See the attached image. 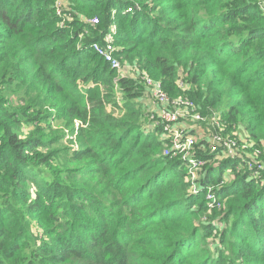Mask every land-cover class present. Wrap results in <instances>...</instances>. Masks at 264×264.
Listing matches in <instances>:
<instances>
[{"label":"trees","instance_id":"obj_1","mask_svg":"<svg viewBox=\"0 0 264 264\" xmlns=\"http://www.w3.org/2000/svg\"><path fill=\"white\" fill-rule=\"evenodd\" d=\"M67 1L61 17L54 0H0V264H264L260 0ZM107 33L170 97L219 109L227 131L242 124L250 163H206L193 193L188 162L141 124L143 84L115 80L90 47ZM75 121L74 138L58 131ZM206 148L196 142L194 156L216 159Z\"/></svg>","mask_w":264,"mask_h":264},{"label":"built area","instance_id":"obj_2","mask_svg":"<svg viewBox=\"0 0 264 264\" xmlns=\"http://www.w3.org/2000/svg\"><path fill=\"white\" fill-rule=\"evenodd\" d=\"M128 1V0H125ZM134 8L130 4L126 6V12H133ZM115 12H112V16ZM93 24L97 23L98 20L91 19ZM113 29V27H111ZM111 33H107L103 42L94 41L91 43V48L99 56H101L104 61H106L112 69L122 72L125 70L132 69V65L122 69V64L119 59L115 56V47L111 39ZM136 70V68H134ZM134 76H139L143 81L145 88V93L151 95L154 100L153 108L151 107L149 111L150 119L152 123L148 125L149 129L159 128L158 137L164 142L165 153H171L172 155H180L185 161L188 162V166L193 170H200L206 163L223 160V159H237L243 158L241 151L239 150V143L234 138L226 136L220 131H215L210 137H204L202 140L207 144V150L209 153L214 154L215 158L205 159L202 156H194L192 151L193 145L196 143L193 139V129H195L193 124H186L183 118L190 114L194 118H202L198 106L196 103L187 95L180 94L177 96L170 97L168 93L163 89L160 80L150 77L146 72L142 71L138 75L135 73ZM179 86L182 90H188V84L179 80ZM148 113V111H147ZM190 117V116H189ZM186 124V125H185ZM248 163H250L248 161ZM193 186V184H192ZM191 191L195 193L197 191V185L191 188ZM207 198H213L211 193L207 194Z\"/></svg>","mask_w":264,"mask_h":264},{"label":"rangeland","instance_id":"obj_3","mask_svg":"<svg viewBox=\"0 0 264 264\" xmlns=\"http://www.w3.org/2000/svg\"><path fill=\"white\" fill-rule=\"evenodd\" d=\"M122 1L126 2L125 0H122ZM258 4L260 5V7H262V9H264V0L258 1ZM54 9H55V12L58 15L61 16L62 13H63V9L70 10L69 2L67 0H54ZM123 10H126V8H124ZM113 11L116 12L115 9L112 10V12ZM111 15H112V13H111ZM114 15L111 16V18L113 19L111 27H113V29L117 28V25H118L117 20H114ZM61 17H63V15ZM81 18L85 22H90L91 24H93L90 20H88V18L86 19L83 16H81ZM63 23H64V21L62 20V21H60L58 23V25H62ZM110 40H112L115 49H117V46L114 43L115 42V34H112L111 35V39ZM100 43H102V42H100ZM115 56L119 59V56H117V55H115ZM95 60L96 59H94L93 62H95ZM119 61L122 64L121 65L122 66V69H123V67L126 68V67L132 65V67L136 68V70L134 68H132V69L125 70V71L122 70V72L115 71L116 72V74H115V80H117V78L119 76L120 77L121 76H125V77H129L130 79L131 78L136 79L137 81L140 82V84H143L142 79L135 78V76H134L135 73H138V75H139L140 72H142L141 71L142 69H141L140 64L138 62H130L128 60L123 59L122 57H121V60L119 59ZM146 74H147V72H146ZM150 77H152V76H150ZM152 78H154V77H152ZM157 80H159V79H157ZM90 85H92V84H90ZM83 87H85V86H82V84L79 86V88H83ZM6 94H7V97H8V99H9V101L11 103H13V104L19 103L18 99L15 97V95H13L14 92H12V91L9 92L8 91ZM114 95H115L114 96L115 101H117L119 104H121V102L123 101L124 96H122V93H119L117 86L114 87ZM140 101H141V103L143 102V106H144L145 110L148 111V113L145 111L147 117L141 121V124L149 125L150 123H152V121H151L152 119H150V115L151 114H149V111H151L150 110L151 107L153 108V104H154L153 97L151 95H147L144 92V95H141L140 96ZM107 109H108V111H112V113L114 115H116V117L119 115V112H118V110H116V108H114V105L108 104L107 105ZM192 114L193 113L190 112V114L186 115L183 118V120L188 125L194 123L195 129L192 130L193 131L192 134H193L194 141L198 142L201 139H203L205 136L206 137L207 136L210 137L211 135H213L214 133H216L215 131H217V132L220 131V128H221L222 129V131H221L222 134H224L226 136H229L232 139L235 138L238 141V143L240 145L239 150L241 151L242 156H244V158H242V159L241 158H237V161L238 162H240L243 165L244 164H248V161L251 158L254 157V154L252 152H250V151H248V150L245 149V146H249L250 145V142H249V138H248L247 132H246V130H245V128H244V126L242 124H240L239 127L236 128V129L227 131L226 126H225V122L221 120L222 118L220 119L218 117L219 116V109H217V108H208V109H206V113L203 114V115L201 114V111H200V114L202 116V118H200V119L194 118L192 116ZM73 125L74 126H70L67 129H65L62 126H59L58 127V131H63V133L67 137L74 138L75 134L73 132V129H76L78 127V122L75 121L73 123ZM154 129H156V128H154ZM157 134H158V131H157ZM65 145H70L72 147V149L73 148H77L76 142H66ZM168 148L169 147L164 148V151H165V149H168ZM218 161H220V159ZM250 167H251V165H250ZM200 171H201V169L200 170H197V169L196 170H193L189 166L186 167L185 172H187V180L190 181L189 183H192L193 184V186H191V188L195 187V184L196 185L198 184V180L200 179V176H201ZM218 173H219V168L218 167H215L214 170H213V174L217 175ZM206 191L207 192L205 194H208V192H209L208 189ZM206 197H207V195H206ZM207 215H209V214H203V216H201V219L203 221L204 220H207ZM31 230H32V232L37 233L38 234V237H42V238L44 237V238L47 239V235L43 233V230L42 229H39L37 227V224L34 221V219L31 222ZM240 264H262V262L258 261L256 259V256L249 258V256H246L245 255L243 257V260H240Z\"/></svg>","mask_w":264,"mask_h":264}]
</instances>
